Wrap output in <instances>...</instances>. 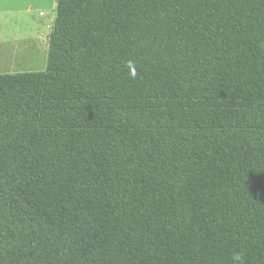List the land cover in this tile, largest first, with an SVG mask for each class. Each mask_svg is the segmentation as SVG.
I'll return each instance as SVG.
<instances>
[{
    "label": "trees",
    "instance_id": "16d2710c",
    "mask_svg": "<svg viewBox=\"0 0 264 264\" xmlns=\"http://www.w3.org/2000/svg\"><path fill=\"white\" fill-rule=\"evenodd\" d=\"M47 44L0 73V264H264V0H56Z\"/></svg>",
    "mask_w": 264,
    "mask_h": 264
},
{
    "label": "crops",
    "instance_id": "0c3cea01",
    "mask_svg": "<svg viewBox=\"0 0 264 264\" xmlns=\"http://www.w3.org/2000/svg\"><path fill=\"white\" fill-rule=\"evenodd\" d=\"M55 13L56 0H0V73L43 70L34 58L47 59Z\"/></svg>",
    "mask_w": 264,
    "mask_h": 264
},
{
    "label": "rangeland",
    "instance_id": "374dc122",
    "mask_svg": "<svg viewBox=\"0 0 264 264\" xmlns=\"http://www.w3.org/2000/svg\"><path fill=\"white\" fill-rule=\"evenodd\" d=\"M41 10L42 11H46V9L45 8H41ZM35 60H36V63L37 64H35L34 66L33 65H31V67H34V68H36V69H44L45 68V66H46V61H47V59H46V57H44V58H41L40 57V55L39 56H37L36 58H34ZM21 61H24V60H21ZM25 62V61H24ZM27 67V66H26ZM22 70H29V68L27 67V68H22Z\"/></svg>",
    "mask_w": 264,
    "mask_h": 264
},
{
    "label": "clouds",
    "instance_id": "9594fccd",
    "mask_svg": "<svg viewBox=\"0 0 264 264\" xmlns=\"http://www.w3.org/2000/svg\"><path fill=\"white\" fill-rule=\"evenodd\" d=\"M129 66H132V62H128ZM132 77H135L136 73L133 71L130 73ZM233 264H243V257L239 253H234L232 256Z\"/></svg>",
    "mask_w": 264,
    "mask_h": 264
}]
</instances>
